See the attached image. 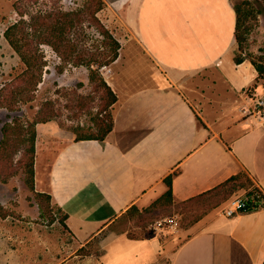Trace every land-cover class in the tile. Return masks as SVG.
<instances>
[{"label":"crops","instance_id":"1","mask_svg":"<svg viewBox=\"0 0 264 264\" xmlns=\"http://www.w3.org/2000/svg\"><path fill=\"white\" fill-rule=\"evenodd\" d=\"M105 1L99 16L121 42L105 73L118 94L114 128L105 140H76L54 120L37 125L36 164L54 154L44 181L36 171V187L68 213L70 253L56 264L76 261L133 205H150L167 190L171 173L178 200L244 171L264 193V121L256 112L264 87L250 59H234V2ZM199 225L167 253L162 236L114 232L97 260L264 264V206L212 215Z\"/></svg>","mask_w":264,"mask_h":264},{"label":"trees","instance_id":"2","mask_svg":"<svg viewBox=\"0 0 264 264\" xmlns=\"http://www.w3.org/2000/svg\"><path fill=\"white\" fill-rule=\"evenodd\" d=\"M38 2L40 0H18L15 5L21 17L10 24L5 31L6 39L20 56L25 67L0 87V108H7L11 113L19 112L23 104L31 103L36 99V92L48 65L43 45L48 44L61 58L57 70L63 73L72 65L87 66L90 70L93 90L100 96V107L91 116L93 125L79 124L71 127L76 135L75 139L105 140L114 128V106L118 94L105 79L100 67L112 64L121 50V42L99 16V12L106 7V1L86 0L83 6L71 10L63 9L57 3L46 9L30 10V7ZM234 7L237 14L235 36L238 43V51L234 59L237 63L245 59L253 62L259 73L258 84L262 78L264 79V55L254 57L243 52L247 49L249 33L262 10L257 8L254 0H243L235 3ZM86 25L96 27L103 36L98 44L91 47L83 44L80 39L82 38L80 35L86 30ZM56 114L53 100L44 101L33 119L26 118L22 113L9 114V119L2 126L0 174H6L7 177L11 173H23L26 184L32 189L38 201L41 216L55 222L57 215L60 214V221L65 224L68 213L54 202L50 192L38 190L36 187L37 125L54 119ZM199 119L204 124L200 117ZM175 174L174 172L166 177L167 190L150 205L146 207L133 205L120 218L128 220V217L136 215L143 218L144 211H156L159 207L165 209L176 207L189 213L188 219L194 224L203 217L204 213L220 206L240 190H244L254 198L243 212L264 206V193L245 171L187 200L175 198L173 190ZM256 191L260 194H256ZM14 213L0 204L2 216L8 217ZM154 235L155 232L149 230L140 237L132 236V238L143 239ZM85 247H82L78 253H83Z\"/></svg>","mask_w":264,"mask_h":264},{"label":"rangeland","instance_id":"3","mask_svg":"<svg viewBox=\"0 0 264 264\" xmlns=\"http://www.w3.org/2000/svg\"><path fill=\"white\" fill-rule=\"evenodd\" d=\"M17 1L0 0V87L25 67L24 62L5 37L7 27L21 17L16 9ZM85 1L40 0L35 5H31L30 10L46 9L56 3L63 9L71 10L83 6ZM232 1L235 4L243 0ZM254 3L262 11L258 14V19L255 20L254 27L249 33L248 46L243 54L249 53L258 57L264 55V2L254 0ZM85 29L80 35L83 44L91 47L103 39L96 27L86 25ZM43 49L48 65L36 92V99L31 103L23 104L19 112L11 113L7 108H0V142L3 138L2 126L9 119V114L22 113L26 118L33 119L42 103L47 100L55 102L57 114L52 120L74 137L76 135L71 129L72 126L93 125L91 116L98 111L101 101L90 82L89 68L84 65L77 67L72 65L60 73L57 70V66L61 63L59 55L48 44H44ZM237 51L238 43L236 42L234 53ZM110 65L108 66L111 69ZM103 66L100 70L105 77V73L109 70L102 69ZM259 83L264 85V79L262 78ZM42 148L45 149V147ZM51 152L49 158L47 155H40L39 163L36 164V171L39 169V176L43 181L50 159L54 154V151ZM244 194H246L244 190L235 192L220 206L204 213L205 215L203 214L200 220L223 213L232 197ZM0 204L5 209L15 212L8 217L0 214V264H26L28 258L33 264H56L64 254L70 253L71 244L64 223L60 221L61 215H57L55 222L41 216L38 201L32 189L26 184L23 173H11L7 177L6 174H0ZM188 217L189 213L176 207L166 209L159 207L156 211H144L143 218L136 215L125 220L122 217L105 232V236L102 235L87 245L83 253H78L76 261L65 264H100L97 257L104 251L107 238L114 232H125L130 237H140L149 230L154 231L155 235L162 236L167 249L166 253L170 252L200 227V220L191 224ZM92 254L95 257H91Z\"/></svg>","mask_w":264,"mask_h":264},{"label":"built area","instance_id":"4","mask_svg":"<svg viewBox=\"0 0 264 264\" xmlns=\"http://www.w3.org/2000/svg\"><path fill=\"white\" fill-rule=\"evenodd\" d=\"M106 68L108 70H111L108 65H104L102 67V69H106ZM256 112L260 117V119L264 121V93L260 94L256 99ZM259 190L262 192L260 188ZM256 194H260V192L256 191ZM252 200H254V198L250 194H244L241 196L232 197L229 200L226 208L224 209L223 214H225L228 217H233L243 212V210H245L246 208H248L250 205V201Z\"/></svg>","mask_w":264,"mask_h":264}]
</instances>
